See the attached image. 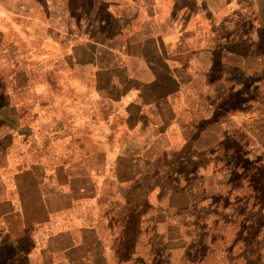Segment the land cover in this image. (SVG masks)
I'll return each instance as SVG.
<instances>
[{"label": "crops", "instance_id": "crops-1", "mask_svg": "<svg viewBox=\"0 0 264 264\" xmlns=\"http://www.w3.org/2000/svg\"><path fill=\"white\" fill-rule=\"evenodd\" d=\"M64 3L0 0V248L26 229L27 264H184L214 220L172 133L193 80L263 41L259 1L94 0L82 27Z\"/></svg>", "mask_w": 264, "mask_h": 264}, {"label": "rangeland", "instance_id": "rangeland-1", "mask_svg": "<svg viewBox=\"0 0 264 264\" xmlns=\"http://www.w3.org/2000/svg\"><path fill=\"white\" fill-rule=\"evenodd\" d=\"M58 1H66L59 8L73 16L74 26L93 21L88 17L97 8L94 0ZM258 1L264 12V0ZM255 5L246 3L247 15ZM236 47L237 57L230 55L229 66L218 64L211 76L195 78L189 85L192 92L181 105L194 114L185 119L182 132L172 133L177 142L182 138V163L173 169L201 183L206 213L214 220L210 234L179 245L184 264H264V37L261 42L258 36H248ZM35 73L41 75L39 67ZM188 118L193 127H186ZM7 230V240L18 241L21 232L14 220ZM26 232L21 244L1 245L0 259L27 264Z\"/></svg>", "mask_w": 264, "mask_h": 264}]
</instances>
